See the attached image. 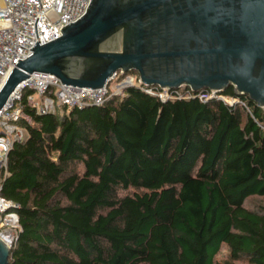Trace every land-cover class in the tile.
<instances>
[{
  "label": "trees",
  "instance_id": "16d2710c",
  "mask_svg": "<svg viewBox=\"0 0 264 264\" xmlns=\"http://www.w3.org/2000/svg\"><path fill=\"white\" fill-rule=\"evenodd\" d=\"M170 93L44 115L24 98L0 182L8 264H264V109L232 87L231 105Z\"/></svg>",
  "mask_w": 264,
  "mask_h": 264
},
{
  "label": "water",
  "instance_id": "95a60500",
  "mask_svg": "<svg viewBox=\"0 0 264 264\" xmlns=\"http://www.w3.org/2000/svg\"><path fill=\"white\" fill-rule=\"evenodd\" d=\"M118 71L166 90L232 87L236 98L264 109V0H90L82 17L11 70L0 109L35 72L96 89ZM9 253L0 238V264Z\"/></svg>",
  "mask_w": 264,
  "mask_h": 264
},
{
  "label": "built area",
  "instance_id": "2783aa9c",
  "mask_svg": "<svg viewBox=\"0 0 264 264\" xmlns=\"http://www.w3.org/2000/svg\"><path fill=\"white\" fill-rule=\"evenodd\" d=\"M89 3L90 0H0V88L11 70L36 44L57 39L63 27L85 14ZM127 87H137L161 100L172 97L171 90L140 85L138 76L129 72H116L105 86L96 89L64 85L48 73L30 74L0 109V182L7 175L9 151L24 138V130L19 125L24 98L36 114H62L64 108L68 111L74 107L100 106L110 98H120ZM173 92L177 98L186 96ZM185 93L186 97L197 96L200 100L220 98L230 105L232 101H239L207 90L194 93L187 89ZM17 208V204L0 197V238L10 249L19 228Z\"/></svg>",
  "mask_w": 264,
  "mask_h": 264
},
{
  "label": "rangeland",
  "instance_id": "374dc122",
  "mask_svg": "<svg viewBox=\"0 0 264 264\" xmlns=\"http://www.w3.org/2000/svg\"><path fill=\"white\" fill-rule=\"evenodd\" d=\"M176 91H178L179 94L181 95H188L187 93H185V90L183 88L177 89ZM203 93H199L197 95H202ZM261 201L260 198L257 197H253V198H249L245 201V206L247 208H255V206H257V204ZM228 258V250L226 247L222 246L218 252V254L215 256V261L217 262H222L224 260H227ZM234 264H245L244 261H234Z\"/></svg>",
  "mask_w": 264,
  "mask_h": 264
}]
</instances>
